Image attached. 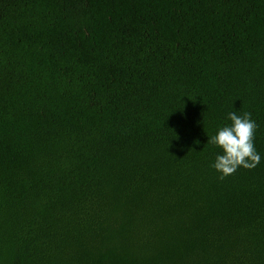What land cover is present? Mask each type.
Segmentation results:
<instances>
[{
  "label": "trees",
  "instance_id": "obj_1",
  "mask_svg": "<svg viewBox=\"0 0 264 264\" xmlns=\"http://www.w3.org/2000/svg\"><path fill=\"white\" fill-rule=\"evenodd\" d=\"M0 264H264V0H0Z\"/></svg>",
  "mask_w": 264,
  "mask_h": 264
},
{
  "label": "clouds",
  "instance_id": "obj_2",
  "mask_svg": "<svg viewBox=\"0 0 264 264\" xmlns=\"http://www.w3.org/2000/svg\"><path fill=\"white\" fill-rule=\"evenodd\" d=\"M229 125L219 128L215 135L208 137L207 143L221 149L212 167L220 173L219 179L234 174L239 167L255 168L260 163V155L256 151L254 138L257 130L256 122L251 114L245 112L237 115L228 114Z\"/></svg>",
  "mask_w": 264,
  "mask_h": 264
}]
</instances>
